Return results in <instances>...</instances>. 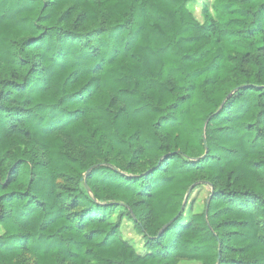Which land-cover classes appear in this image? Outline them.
I'll return each instance as SVG.
<instances>
[{
  "label": "trees",
  "instance_id": "trees-1",
  "mask_svg": "<svg viewBox=\"0 0 264 264\" xmlns=\"http://www.w3.org/2000/svg\"><path fill=\"white\" fill-rule=\"evenodd\" d=\"M189 1L0 0V264H264V0Z\"/></svg>",
  "mask_w": 264,
  "mask_h": 264
},
{
  "label": "rangeland",
  "instance_id": "rangeland-1",
  "mask_svg": "<svg viewBox=\"0 0 264 264\" xmlns=\"http://www.w3.org/2000/svg\"><path fill=\"white\" fill-rule=\"evenodd\" d=\"M214 0H193L186 3V7L191 12L193 17L199 22L203 23L204 19H213L215 20V12L213 7ZM208 189L206 187H200L196 189L190 196L194 198V211H200L203 207V201L206 197ZM189 193L186 194V199L188 198ZM185 199V201H186ZM121 233L124 239L128 240L136 249L137 252H144L143 240L141 236L136 234L135 230L132 227V224L127 220H122L120 225ZM1 232V229H0ZM29 264H32V259H26ZM179 264H201L197 261H180Z\"/></svg>",
  "mask_w": 264,
  "mask_h": 264
},
{
  "label": "water",
  "instance_id": "water-1",
  "mask_svg": "<svg viewBox=\"0 0 264 264\" xmlns=\"http://www.w3.org/2000/svg\"><path fill=\"white\" fill-rule=\"evenodd\" d=\"M185 199H186V195H185Z\"/></svg>",
  "mask_w": 264,
  "mask_h": 264
}]
</instances>
